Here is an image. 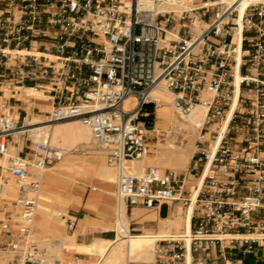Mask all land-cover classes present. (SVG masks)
Wrapping results in <instances>:
<instances>
[{
  "label": "built area",
  "instance_id": "2783aa9c",
  "mask_svg": "<svg viewBox=\"0 0 264 264\" xmlns=\"http://www.w3.org/2000/svg\"><path fill=\"white\" fill-rule=\"evenodd\" d=\"M26 88L43 96L24 101ZM155 89L184 114L204 111L195 151L187 172H120L117 199L193 209L152 260L126 264H247L264 250V0H0V252L24 246L32 257L37 172L64 155L49 136L32 138L31 115L78 120L122 170L149 150ZM189 175L200 178L195 194Z\"/></svg>",
  "mask_w": 264,
  "mask_h": 264
},
{
  "label": "rangeland",
  "instance_id": "374dc122",
  "mask_svg": "<svg viewBox=\"0 0 264 264\" xmlns=\"http://www.w3.org/2000/svg\"><path fill=\"white\" fill-rule=\"evenodd\" d=\"M40 92L41 91H39V93ZM41 95H42V93H40L39 96H41ZM29 97H32V96H29ZM29 97H26L27 99L24 98L22 100L26 101L29 99ZM45 99H46V97L43 98V100H45ZM133 103H134L133 99H129L128 101H126V103H125L126 110H128V111L131 110ZM171 106H172L171 103L168 102V103H165L161 107L157 105L155 108V122H154V125L149 129L148 135H147L148 143H149V152L146 155H148V156H154V155H156V153L158 152L159 149L162 150V149L166 148L167 147V144H166L167 140L170 141L175 146H184L187 144V139L184 138L185 137L184 134L186 133V130L180 128V126L178 125L179 122L181 121L180 117L176 116L178 122L176 123L173 121L174 124L172 122L169 123L170 122L169 119L167 117H165L164 115L161 118L159 117V114H169ZM50 109H51V107L48 103H45L41 107L42 111H49ZM35 119H38V121H41V122L38 124H35L33 126L43 125V124H52V123H45V121H44L45 120V114H43V113L35 112V114H32L30 121H36ZM66 121H70V120H66ZM66 121H62V122H66ZM162 121L166 125L164 123H162ZM62 122H57V123H62ZM33 126H31V127H33ZM159 135H160V137H159ZM52 138L53 137L51 136V138H50L51 143L52 144L54 143L53 145H55L57 147L60 146L59 143H57L58 141H56V139L58 140L59 138L57 137L55 140H54V138L53 139ZM18 139H19V142L21 144L25 142V140L22 139V137H20ZM84 141L85 140H83L82 143L77 144L75 146H69L68 147V145H65L63 151L66 152V154L64 155L63 159L55 162L54 164H52L47 169H53L54 170V168L55 169L58 168V165H60L62 162H64L65 159H67V158L70 159L73 157L72 159H74V161H77L79 163L82 159H92L93 157L96 156V157L100 158L101 163L104 164L105 168L107 167V168L114 170V173H111V174L115 178H112V180L114 179L112 183L105 182L104 179L98 174L99 164H95L88 170L87 173H85L86 169H84V168L83 169L81 168V170H82L81 172H73L69 169L67 170L66 168L64 170H62L63 173H62V175L59 176V181H60V183H67V184H63L61 186H56V185H49L47 182H44V181L40 183L41 191H40V202H39V204L43 201L44 197L47 196V194H46L47 191L45 192V190L52 189V191H55L56 193L59 192L61 194H64V193L69 194V190L71 189L70 188L71 185H73L72 188L75 189V191H76V196L78 197V204H77V206H68V207H66V209H64V204L60 200H57L56 193L54 194V192H52L54 197L51 200V205H50L51 207L50 206L48 207V210L50 211L51 214L47 216L48 218H46V221H45V218H42L43 214L40 213V209H39V205H38L37 211L35 214V218L33 220L32 231H31V236H30V241L35 246V252H36L35 253V260L44 259L45 262H48L47 264H60V263L61 264L62 263L63 264H108L107 263L108 262L107 257L109 256V254L106 252H103V251L102 252L99 251L96 254L86 253V252H83V250L76 248L75 246H69L68 244L62 245V247H60V246L54 247V245H53L54 237L51 236L50 233L47 231L48 223L55 230L56 227L58 226L59 221H60L59 220L58 222L57 221L55 222L52 219V217L54 218L55 216H58L59 214H63L66 212L64 225L62 228L58 229V234L56 235V238H61L62 236L73 237L74 243H77V242H80V240L77 239L76 235L73 232L74 226L72 228L69 227V219L73 221V219H71L70 216L74 215L75 212H78L81 214L85 213V214L91 215L93 217H96L98 219L110 217L112 222L115 221V214H116V210H117V206H116V200H117L116 187H117V174H118L117 170H119V169H117L113 166H109L105 162L104 156L98 150L90 149L91 148L90 141L86 140V143H84ZM194 142H195V138L194 139L192 138V140H191V149L192 150L190 149V156H192V154L195 151ZM60 148H62V147H60ZM190 156H188V163H189ZM68 161L66 163H68ZM147 166H152V164H148ZM187 167H188V164L184 168H181L184 170L183 172H187L186 171ZM166 168L170 169L171 167L170 168L165 167V169ZM172 170H174V169H172ZM83 173H85V174H83ZM188 177H189V179H188L187 184H188V187L191 188V186L193 185V183L195 181V178L193 176H190V175ZM68 183L70 184V186ZM10 187L12 189V193H10L8 195L9 199L14 197V193L16 190L15 185L10 184ZM92 194L96 196V201L94 203L89 204L88 198ZM169 208H170V205L165 204L161 209V215L164 216L165 214H167L169 212ZM181 209H182L181 214H184L185 209H183V208H181ZM134 212H136V209H134L132 211V213H134ZM152 213L153 212H151L149 210L143 211V214H145V215L146 214L151 215ZM121 214L122 213H120V215ZM177 214L178 213L176 212V215ZM122 215H124V214H122ZM124 217H125V215H124ZM128 217H129L128 218L129 224L133 223L132 226L137 229L139 219H134L132 221L133 217L130 214H128ZM152 217H153V215H152ZM0 218H2L1 213H0ZM163 225L165 226V224H163ZM116 226H117V222H116ZM159 227H161L160 223H159ZM114 228H116V227H114ZM170 229L171 230H173V229L177 230L173 226H170ZM140 233L141 232H138L137 230L136 231L134 230L131 232L132 235H136V234H140ZM116 234H117V232H116ZM113 237L118 239L117 235L115 237V233H114ZM112 246H114V245L111 244L110 247H112ZM54 250H55V252H54ZM119 252L120 251L115 252L114 255L112 254L113 255L112 259L114 261H116L115 260L116 258L119 259L117 261H124L126 258V260L124 261L126 264L128 261H134L135 260V259H131V258L127 257V255L125 253H122V252L119 253ZM25 253H26V249L24 246H22L20 248V250H18L16 252L2 251V252H0V264H22L23 258H25ZM117 256H119V257H117ZM120 257L122 260H120ZM31 258L32 257H27L25 260H29ZM152 258L149 260H152ZM149 260H135V261H149Z\"/></svg>",
  "mask_w": 264,
  "mask_h": 264
},
{
  "label": "bare ground",
  "instance_id": "6f19581e",
  "mask_svg": "<svg viewBox=\"0 0 264 264\" xmlns=\"http://www.w3.org/2000/svg\"><path fill=\"white\" fill-rule=\"evenodd\" d=\"M40 93H42V92H40ZM40 93H39V90L37 91L34 88H26L25 94H22L20 96V98L24 99V98L29 97V96H39ZM151 96L153 99L158 101V106H162L163 104L168 103V102L171 103L172 106L170 109V113L165 114L164 116L169 119V121H170L169 123H171V122L173 123V121L177 123L178 122L177 117H180L182 122L179 120L180 122L178 125L180 126V128L186 130V133L184 134L185 135L184 138L187 139V144L184 146H175L170 141L167 140V142H166L167 147L162 149V150L159 149L160 151L158 152L156 157L149 158V161H147V162L142 161V159L140 160L139 158H136V159L128 162V164L122 170H117L118 174L120 172L138 174V173H141L144 169V166H147L148 164H152V166H157L161 169H165V167H169V168L171 167L170 169H174V171H176L178 173L177 169L184 168L188 164V156H190V149H191V140H192V138L194 139L196 137V133H197L196 125L198 122H200L202 120V118L204 116V111L197 107V108L191 110L187 114L180 112L173 105L172 95L163 89L153 90L151 93ZM35 120L36 121H30L29 120V122L27 121L26 124H28V126H33V125L41 122V121H38V119H35ZM162 123H164V122L162 121ZM29 129H30V133H31V136L33 139H40L44 136H49L51 138V136H52L55 140L58 137L60 139V140L56 139V141H58L57 143H59V145H60L58 147H62L63 150H64L65 145H68V147L69 146H75L77 144L82 143L83 140H85L84 143H86V140H89L90 146H91L90 149L96 150L92 147V144H91V135H90L89 128L87 126L83 125L78 120H75V119L70 120V121H66V122H62V123L36 125V126L30 127ZM159 137H160V135H159ZM65 154H66V152H64V155ZM64 155H63V157H64ZM63 157L61 159H63ZM72 158L65 159V161L62 162L60 165H58V168H56V169L54 168V170L46 168V169L38 171L37 177L39 178L40 183L44 181V182H47L49 185L61 186L63 184H67V183H60V181H59V176L62 175V173H63L62 170H64L66 168L67 170L69 169L73 172H81L82 171L81 168L86 169L87 166L84 164L86 159H82L78 163L77 161H74V159H72ZM67 161H68V163H66ZM103 167H104V164H103ZM104 169L106 170L107 168H104ZM102 174H104V173H102ZM104 176L106 178H108L109 180H112V178H115L111 173L107 172V174H106V171H105ZM199 184H200V178H196L193 185L191 186V190H192L193 194H195L196 186H198ZM69 186H70V184H69ZM7 190L9 191V193H12V189H11L10 185L7 187ZM45 192H46L47 196L44 195L45 197H44L43 201L39 204V209H40V213L43 214L42 218H45V221H46V218H48L47 216L51 214L50 211L48 210V207L51 205V200L54 197L52 192H54V194L56 192L52 191V189L45 190ZM56 196H57V200H60L64 204V209H66L68 203H70L69 200L72 197L67 193L61 194L59 192L56 193ZM73 199L74 198H72V200ZM192 209H193V206H190L188 209H185V212L183 215V227L184 228H189V218L191 216ZM121 213L124 214V211H122ZM63 214H65V213H63ZM122 214L117 219V226L115 228V232H117L116 235H117L118 239H115L113 241L112 240L111 241L110 240H95V242L89 246L83 245V246H80L78 248L83 250V252H86V253L96 254L99 251H101V252L103 251V252L108 253L109 254V256L107 257L108 258L107 259L108 264H125L124 261L126 260V258L124 261H117V260H119L117 258L115 259L116 261H114L112 259L113 258L112 256L114 255V253L118 252V251L125 253L127 255V257H129L131 259H135V260H149V259H151L153 257V249L152 248H153L154 244L156 243V241L160 240L162 238H165L166 236H168L170 234V232H169L170 223H166L165 226L163 228H161V230L159 232H156V233L149 231V232H144L143 234L132 235L129 233V230H128L127 219ZM154 218H155V215H154ZM63 244L65 245L66 243L63 242ZM111 244H113L114 246L110 247ZM71 245H72V243H71ZM29 251L32 255V258L29 259L28 261L23 258L22 264H27V262H32L33 264H47L48 263V262H45L44 259L35 260V253H36L35 247L30 249ZM54 252H55V250H54ZM119 256H117V257H119ZM120 260H122L121 257H120Z\"/></svg>",
  "mask_w": 264,
  "mask_h": 264
},
{
  "label": "crops",
  "instance_id": "0c3cea01",
  "mask_svg": "<svg viewBox=\"0 0 264 264\" xmlns=\"http://www.w3.org/2000/svg\"><path fill=\"white\" fill-rule=\"evenodd\" d=\"M26 101H28V100H26ZM163 115H165V114H159V117L161 118ZM159 151L160 150H158V152ZM148 152H149V150H148ZM158 152L156 153V155L158 154ZM146 154H144L139 159L140 160L142 159V161H144V162L146 161L147 162V161H149V158L156 157V155L148 156ZM190 158H191V156H190ZM189 162H190V159H189ZM98 163H99L98 174L100 173L99 175L101 177L105 174V171H106V174H107V172L108 173H114L113 169H110V168L106 167L108 170L107 169L105 170L104 169L105 167H103V164L101 163L100 158L96 157V156L93 157L92 159H86L85 160L84 164L87 166L85 173H87L88 170L93 165L98 164ZM188 166H189V163H188ZM146 167L147 166H144V169ZM187 169H188V167H187ZM177 171L179 173V172H183L184 170L183 169H178ZM101 172L104 173V174H102ZM85 173H83V174H85ZM102 178L104 179L105 182H109V183L113 182V180H109L108 178H106L104 176ZM72 186L73 185L70 186L71 189L69 190V195L72 198H74V199L72 200V198L70 197L71 198L69 200L70 203H68L67 207L68 206H77V204H78V200H77L78 197L76 196V191H75V189L72 188ZM95 201H96V196L92 194L88 198V203L89 204L90 203H94ZM165 204H169L170 208H169V212L163 216V215H161V209H162V207ZM116 206H117V210H116V214H115V221H113V222H112L110 217H105V218H102V219H98V218L93 217L91 215H88V214H85V213L81 214V213H78V212H75L74 215L70 216L71 219H73L74 224H75L74 228H73V232L76 235L77 239L80 240V242H77V243H74L73 237L62 236L61 238H56V235L58 234V229L62 228L63 225H64L66 212H65V214H59L58 216H55L54 218L52 217V219L55 222L56 221L58 222L60 220L59 223H58V226L56 227L55 230L49 223H48V226H47V228H48L47 231L50 233L51 236L54 237V240H53L54 247H56V246L57 247H59V246L62 247V245H64L63 242H65L69 246H76V248H78V247L83 246V245L84 246H89V245L93 244L95 242V240H110V241L111 240L112 241L115 240L116 238L113 237L114 233H115V237H116V232H115V228L114 227H116L117 219L119 218L120 213H121L122 210L124 211V215H125V217L127 219V222H128V230H129V226H130V228H133L135 231L137 230L138 232H141L140 234H143L144 232H149V231L150 232L152 231L154 233L159 232L161 230V228L164 227L163 224H166V223H170V226H173V227H175V229H177V230H174V229L171 230L169 228V232L170 233L171 232H179V231H182L184 229V227H183V215L184 214H181L182 213V209L179 206V204H176V203H162L159 206V209L156 212H153V211L149 210V211L153 212L151 215L143 214V211L146 210V209L141 208V207H135V208L129 209L126 206L120 205L119 202H118V199L116 200ZM134 209H136V212L132 213V211ZM176 212L178 213L177 215H176ZM128 214L132 215V217H133L132 221L134 219H139L137 229L132 226L133 223L129 224ZM152 215H153V217H152ZM154 215H155V218H154ZM69 221H72V220L69 219ZM159 222L161 224V227H159ZM71 243H72V245H71ZM258 252L259 253L257 255L256 254H250V255L246 256V258H245L246 263L247 264H264V250H261V251H258Z\"/></svg>",
  "mask_w": 264,
  "mask_h": 264
},
{
  "label": "trees",
  "instance_id": "16d2710c",
  "mask_svg": "<svg viewBox=\"0 0 264 264\" xmlns=\"http://www.w3.org/2000/svg\"><path fill=\"white\" fill-rule=\"evenodd\" d=\"M148 109H149V110H151V108H150V107H148Z\"/></svg>",
  "mask_w": 264,
  "mask_h": 264
}]
</instances>
